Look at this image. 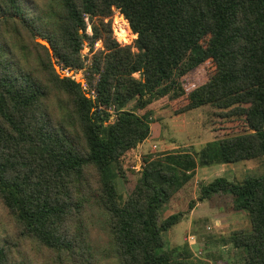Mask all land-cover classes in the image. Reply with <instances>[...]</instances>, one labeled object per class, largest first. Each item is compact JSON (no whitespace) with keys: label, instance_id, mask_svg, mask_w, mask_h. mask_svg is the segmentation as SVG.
Wrapping results in <instances>:
<instances>
[{"label":"trees","instance_id":"16d2710c","mask_svg":"<svg viewBox=\"0 0 264 264\" xmlns=\"http://www.w3.org/2000/svg\"><path fill=\"white\" fill-rule=\"evenodd\" d=\"M117 11L132 44L113 33ZM161 100L175 116L212 106L249 131L146 157L123 199L113 179ZM262 158L264 0H0V264H189L164 249L184 217L165 208L197 168ZM217 195L251 223L230 243L264 264V175L199 184L200 202Z\"/></svg>","mask_w":264,"mask_h":264},{"label":"rangeland","instance_id":"374dc122","mask_svg":"<svg viewBox=\"0 0 264 264\" xmlns=\"http://www.w3.org/2000/svg\"><path fill=\"white\" fill-rule=\"evenodd\" d=\"M88 32L90 33L91 30L88 29ZM113 33L124 44H132L137 39V36L132 34L127 20L118 11L113 18ZM96 47H100V45ZM89 51L90 48L86 46L82 53L84 56H87ZM56 70L63 77L72 76L77 81L85 83L83 73L62 70L57 64ZM207 70L202 69L198 73L193 72L189 75V80L192 81L195 76L205 74ZM153 111V121H156L157 125L156 130L160 132V136H163L162 138L166 139V143L156 140L158 148L154 152L153 149H150L145 154H142L140 157L141 163L148 156H158L172 152H194V149L200 150L208 142H211L210 140L223 139L249 131L244 119L223 117L221 116L223 112L212 106H205L184 115L175 116L168 101L161 100L153 105ZM168 115L171 118H168ZM154 142L152 140V143ZM165 144H168L170 149H162L161 145L164 147ZM132 155L124 159L127 171L126 177H117L114 181L123 199H127L130 196L140 176L139 170L133 168L136 165L137 159L134 156V152ZM220 166L200 168V178L205 177L210 182L216 178L223 177L232 182H242L250 177L264 175V158L233 164L230 170L228 169V171L223 173L219 172ZM203 182L200 181L199 184ZM189 202L188 204L190 205ZM227 204L228 202L224 195L220 196L216 201H204L203 206L195 215L197 217L200 215L207 216L212 211H216L218 214H226V210H220L225 209ZM173 205L176 207L175 210H182L185 207V203L182 204V202ZM168 211L169 206L164 210L165 217ZM172 231L180 240L177 242L173 237L174 234L168 235L166 240H164V249L167 251L175 249V253L180 251V254L177 253V255L187 256L188 263L191 260V264H245L244 252L241 249L235 248L229 239L236 231H251V223L246 211L237 212V215L234 216L220 217V219H211L210 216L205 219H199L195 222V228L190 232H186L184 226L181 224L174 226ZM190 235L195 236L194 242H191L195 243L197 241V244L193 247L189 245V241L187 240L192 237Z\"/></svg>","mask_w":264,"mask_h":264},{"label":"crops","instance_id":"0c3cea01","mask_svg":"<svg viewBox=\"0 0 264 264\" xmlns=\"http://www.w3.org/2000/svg\"><path fill=\"white\" fill-rule=\"evenodd\" d=\"M158 111V110H157ZM169 116V115H168ZM174 117V116H173ZM168 118H171V116H169ZM156 121H154L153 123H152V125H151V135L149 136V138L146 140V141H144L141 145H139V147L137 148V149H135L134 151H132L131 153H129L128 154V156H133L132 155V153L134 152V156H135V158L137 159L136 160V165L133 167L134 169H137V170H139L138 172H140L141 170H142V167H143V164H144V160H143V162L141 163V161H140V157H141V155L142 154H145V152L147 151V150H152L153 149V152L154 151H156V149L158 148V142H156V140H160L161 142H165L166 141V139L165 138H162L161 136H160V132L158 131V130H156ZM160 137V138H159ZM152 140H154L155 142L154 143H152ZM211 142H213V141H215V140H210ZM150 143V144H149ZM166 143V142H165ZM209 143V142H208ZM154 147H156V149H154ZM161 147H162V149H164V150H168V149H170L169 148V146H168V144H165V146L163 147L162 145H161ZM231 164H223V165H221L220 167H219V172H221V173H223V172H225V171H228V169L230 170L231 169ZM212 167V166H211ZM125 168H126V166H125ZM199 170H200V168H197L196 169V171H195V176L193 177V179L189 182V183H187L184 187H183V189H182V191H181V193L178 195V197H177V199L176 200H174L172 203H170L169 204V211L167 212V216L166 217H168V216H170V215H172V214H174V213H179V212H183L184 213V217H183V220L179 223V224H181V225H183L184 226V228H185V230H186V232L188 231V232H190L191 230H193V228H195V222L197 221V220H199V219H205V218H207L208 216H210L211 217V219H215V218H217V219H220V217H222V218H224V217H227V216H234V215H237V212H234V211H232V209H231V205H232V197L230 196V195H224L225 196V199H226V201L228 202V204L226 205V207H225V209L223 208V209H221L220 211H224V210H226L227 212H226V214H218L216 211H212L211 213H209V215H200V216H196L195 214H196V212L203 206V203L204 202H200L199 200H198V197H199V182L200 181H204V183H210V182H212V181H207L206 180V178L205 177H202V178H200V176H199ZM126 173H127V171H126ZM204 174L205 175H207L205 172H204ZM117 177H120V176H115V178L113 179L114 181H115V179L117 178ZM120 178H123V177H120ZM220 178V177H219ZM217 179V178H216ZM114 184H115V182H114ZM116 185V184H115ZM117 187V186H116ZM192 189H194V190H192ZM220 198V196H215L212 200H211V202L212 201H216V200H218ZM193 199V200H192ZM190 201V202H189ZM180 202H182V204H184L185 203V207H184V209H178V210H175V208L176 207H174V205L173 204H175V203H180ZM188 202L190 203V205H193V208H190V205L188 204ZM210 202V201H209ZM178 207V206H177ZM219 211V212H220ZM224 215H226V216H224ZM178 224V225H179ZM170 234L171 235H173L174 233H173V231H172V229H170L169 231H167V232H165L164 234H163V237H164V240H166V237L169 235L170 236ZM181 234V233H180ZM190 236H192V235H190ZM172 237V236H171ZM170 237V238H171ZM174 238H175V240L178 242V240H180V239H178L179 237L178 236H176L175 234H174V236H173ZM192 238V239H191ZM195 239V236H192V237H190V238H188L187 240L189 241V245L191 246V247H193L195 244H197V241L195 242V243H193L194 240ZM191 241H193V242H191ZM179 246V245H178ZM191 261V260H190ZM190 261H189V263H190ZM191 264V263H190Z\"/></svg>","mask_w":264,"mask_h":264},{"label":"water","instance_id":"95a60500","mask_svg":"<svg viewBox=\"0 0 264 264\" xmlns=\"http://www.w3.org/2000/svg\"><path fill=\"white\" fill-rule=\"evenodd\" d=\"M39 41H40L41 43L45 44L47 47H49V48L51 49V46H50V44H49L48 42H46V41L43 40V39H39ZM52 52H53V51H52Z\"/></svg>","mask_w":264,"mask_h":264},{"label":"built area","instance_id":"2783aa9c","mask_svg":"<svg viewBox=\"0 0 264 264\" xmlns=\"http://www.w3.org/2000/svg\"><path fill=\"white\" fill-rule=\"evenodd\" d=\"M121 15V14H120ZM115 29V28H114ZM132 32V31H131ZM115 33H116V31H115ZM117 34V33H116ZM133 34V33H132ZM134 35V34H133ZM137 36V35H136ZM117 37V36H116ZM118 38V37H117ZM122 43V42H121ZM124 44V43H123ZM154 149H156V147H154Z\"/></svg>","mask_w":264,"mask_h":264}]
</instances>
